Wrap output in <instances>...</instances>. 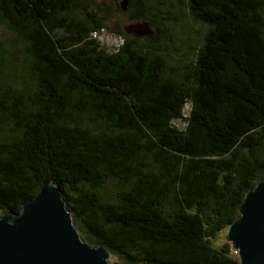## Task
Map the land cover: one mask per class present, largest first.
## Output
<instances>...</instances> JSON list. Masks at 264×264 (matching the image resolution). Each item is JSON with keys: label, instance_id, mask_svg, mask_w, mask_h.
Listing matches in <instances>:
<instances>
[{"label": "trees", "instance_id": "1", "mask_svg": "<svg viewBox=\"0 0 264 264\" xmlns=\"http://www.w3.org/2000/svg\"><path fill=\"white\" fill-rule=\"evenodd\" d=\"M150 2L127 0L154 28L136 36L78 0H0L32 58L19 73L0 63V213L53 183L80 235L121 264H239L212 240L264 179V0L157 1L205 29L174 67Z\"/></svg>", "mask_w": 264, "mask_h": 264}, {"label": "water", "instance_id": "2", "mask_svg": "<svg viewBox=\"0 0 264 264\" xmlns=\"http://www.w3.org/2000/svg\"><path fill=\"white\" fill-rule=\"evenodd\" d=\"M127 0L120 1L122 10ZM136 36L150 35L147 22L123 27ZM226 237L239 264H264V179L246 192L239 217ZM106 247L85 240L76 228L58 186L44 183L23 202L17 215L0 213V264H121L109 261Z\"/></svg>", "mask_w": 264, "mask_h": 264}, {"label": "rangeland", "instance_id": "3", "mask_svg": "<svg viewBox=\"0 0 264 264\" xmlns=\"http://www.w3.org/2000/svg\"><path fill=\"white\" fill-rule=\"evenodd\" d=\"M119 1L120 0H78V2L85 3L87 9H92V11L88 13L95 12L101 16L104 14V12L98 11V9H105L107 12V17L108 15H110L111 17V19L107 21L110 27L117 26L119 28H123L124 26L132 23H148V21L142 19L130 20V16L134 15V13L131 11L135 10H122L119 5ZM157 1H163V3L167 4V0H151L150 5L152 9L150 11L154 12V14L156 15L154 16V18L157 19V25L159 26L160 31L164 33L162 36L161 45L162 50L165 51V54L169 55L168 63L172 67L181 65V62L187 64V58L192 57V49L194 51V47L198 46L200 38L202 37L205 29L202 25H200L199 23H195L190 18V15L185 7L180 6L174 8L171 6H162L158 4ZM116 7H119L120 10H118V8ZM161 10L163 11L162 14H160ZM76 11L80 12L82 15H85V12L83 10L78 9ZM81 14L77 13L76 15L80 16ZM6 25L7 24L5 22L2 23L0 20V50H2L0 63L2 65L3 62L11 64V66L16 69L17 73H19L21 69L24 71V68L26 70H29L30 62L27 63V61L25 60L28 57V59L32 62V58L30 56H27V54L25 55L24 40L20 39L19 36ZM149 27L152 30L154 29L150 24ZM106 32L107 36H103L101 38H99L98 33L96 34V37H93L91 34L90 36L106 49L113 48L114 45L116 46V44L119 43L120 38L115 32ZM59 33L64 34V32L62 31H59ZM109 36L111 37L109 38ZM141 41L143 43H148L147 39L145 38H142ZM4 82L11 83V77L8 75V77L4 79ZM187 109L188 105L185 107V110ZM172 123L180 128L185 124V122L180 119H174ZM225 236L226 229L221 231L216 239L212 240L213 245L215 247H218L222 242L226 241ZM108 259L109 261L116 260L111 255H109Z\"/></svg>", "mask_w": 264, "mask_h": 264}, {"label": "built area", "instance_id": "4", "mask_svg": "<svg viewBox=\"0 0 264 264\" xmlns=\"http://www.w3.org/2000/svg\"><path fill=\"white\" fill-rule=\"evenodd\" d=\"M96 34H97V32H95V31H92V32H91V35H92L93 37H96ZM103 36H107V33L104 32V31H103L102 33L99 34V38H101V37H103ZM110 37H111V36H109V38H110ZM233 254H234V255H237V250L234 249V248H233Z\"/></svg>", "mask_w": 264, "mask_h": 264}]
</instances>
